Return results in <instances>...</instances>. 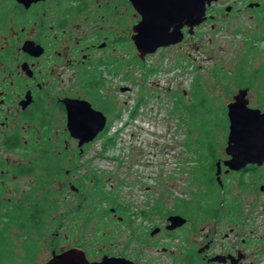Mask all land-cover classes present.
<instances>
[{"label":"rangeland","instance_id":"374dc122","mask_svg":"<svg viewBox=\"0 0 264 264\" xmlns=\"http://www.w3.org/2000/svg\"><path fill=\"white\" fill-rule=\"evenodd\" d=\"M220 18L201 22L184 42L149 57L153 71L148 75L144 65L134 60L131 90L117 92L118 102L127 103L121 104L117 124L109 129L116 134L113 147L104 151L102 138L87 146L85 163L77 172L84 176V189L79 194L54 192L44 225L20 230L2 220L4 227L9 225L0 264H46L53 246L81 247L91 259L105 252L126 256L135 264H177L173 258L180 261L179 249L201 243L206 234L205 239L214 240V249L234 243L248 255L245 264H264L260 263L264 242L258 239L264 233V193L258 190L257 179L242 175L243 186L237 175L225 174L226 189H222L216 181L207 185L197 173L203 124L210 123L216 154L225 156L226 104L243 84L254 107L264 85V68L257 76L254 72L264 61V50L246 52L248 40L244 38V45L236 41L242 35L226 44ZM249 26L254 32V23L245 20L244 28ZM193 91L205 96L212 112L200 111L194 120L178 108L182 122L175 113V99L180 96L188 104ZM25 184L28 180L20 181L21 188ZM117 203L126 205L124 214L110 212ZM215 203L219 209L211 212ZM231 203L241 204L239 211L231 209ZM173 212L184 214L187 222L168 237L164 225ZM156 226L161 229L151 236Z\"/></svg>","mask_w":264,"mask_h":264},{"label":"flooded vegetation","instance_id":"af4514ba","mask_svg":"<svg viewBox=\"0 0 264 264\" xmlns=\"http://www.w3.org/2000/svg\"><path fill=\"white\" fill-rule=\"evenodd\" d=\"M205 15L203 22L221 17L226 44L234 43V36L242 35L243 39L236 41L244 45V38L248 40L246 52L263 53L264 0H216L207 6ZM247 15L249 18L245 19ZM140 19L132 0H0V255L6 246L3 236L10 223L24 230L20 222L30 220L37 207L42 226L51 215L48 209L54 192L79 194L84 189V176L77 172L85 163V150L101 138L102 145L115 141L116 134L109 129L117 124L114 123L121 104L125 107L127 103L125 100L118 102L117 92L131 90L134 60L144 65L148 75L153 69L149 57L179 45L187 34L195 33L194 28L190 31L185 25L181 29L183 38L180 42L158 47L139 57L133 36ZM245 20L254 23V32L250 26L244 28ZM259 68H264V61L254 69L255 76L260 73ZM242 77L240 82L244 80ZM127 81H130L129 86ZM239 90H245L244 98L251 107L247 86L242 84ZM233 96L226 104L228 125L227 105L233 101ZM255 98L251 108L264 112V85ZM89 107L100 114H95ZM84 119L90 128L104 119L102 129L88 142H82L84 131L79 130ZM73 126L77 133H72L70 128ZM229 158L226 152L223 157L217 155L213 173L217 186L226 189L222 178L225 174H234L237 178L251 174L259 182L258 190L264 193V159L260 164L248 163L232 170L224 164ZM21 180H28L29 184L21 188ZM238 183L244 186L241 178ZM118 205L110 207V212L115 214ZM240 205L231 203L228 206L238 209ZM171 215L185 217L177 212L167 215L164 235L168 237L187 222L186 219L182 226L166 229ZM4 219L9 222L5 227ZM154 229L160 231L161 228L153 227L151 236ZM223 236L226 239L228 234ZM205 238L199 244L193 242L189 248H180V261L173 258V262L245 264L248 255L242 249L234 248V243L216 250L214 240ZM258 239L264 242V233ZM68 248L57 250L53 246L49 259L53 253ZM83 250L89 261L100 260L103 255L126 257L104 252L99 259H91L87 250Z\"/></svg>","mask_w":264,"mask_h":264},{"label":"water","instance_id":"95a60500","mask_svg":"<svg viewBox=\"0 0 264 264\" xmlns=\"http://www.w3.org/2000/svg\"><path fill=\"white\" fill-rule=\"evenodd\" d=\"M216 0H132L141 19L134 27L133 41L139 57L154 52L158 47H166L180 42L183 38L182 27L190 31L206 19V8ZM245 90H239L233 101L227 105L228 135L224 151L230 158L224 161L228 169L237 170L248 163L260 164L264 159V112L251 108L244 98ZM89 106V105H88ZM90 108V107H89ZM95 114H100L90 108ZM72 113V112H71ZM75 112H73L74 114ZM84 119L79 127L84 131L88 142L102 129L104 119L90 128ZM89 123V122H88ZM77 133L75 126L70 128ZM82 136V137H83ZM219 165V163H218ZM219 173V166L216 174ZM218 181L219 176H217ZM166 229L182 226L186 218L181 215L168 217ZM154 229L151 233L158 231ZM46 264H135L120 256L103 255L100 260L89 261L81 248L71 247L60 253H53Z\"/></svg>","mask_w":264,"mask_h":264},{"label":"trees","instance_id":"16d2710c","mask_svg":"<svg viewBox=\"0 0 264 264\" xmlns=\"http://www.w3.org/2000/svg\"><path fill=\"white\" fill-rule=\"evenodd\" d=\"M193 85H196L197 87L196 82L193 83ZM193 94L194 95H192L193 97L191 98L192 101L194 97H197V100H195V102L193 103L191 101L190 103L186 104L185 102L182 101L180 96L178 99H175L174 108L176 110L175 113L177 115L179 114L178 108L184 109L187 116L190 119H194V120H196V116L200 113V111H205V112L211 111L212 112L211 109L213 108L212 106L206 104L205 96H203L202 94H198L196 91H193ZM178 119L179 120L181 119L182 122L184 121V119L180 115H178ZM209 124H210L209 122H205L203 124L202 132L200 134L201 140L199 141V143L202 146L201 147L202 150L199 154L200 156H202V158L200 157L202 161H201V166L198 167L197 173H199V175L202 176L203 180L205 181V183H207V185H212L215 182V177L213 176V173L215 170V161L217 159V154H216V149L214 146V143H215V141L213 140L214 137L212 134H210ZM114 143L115 141L112 142L111 140L105 142L104 145L102 146L104 151L113 147ZM198 160H199V157H198ZM96 181L98 182V180ZM212 208H213V211H216L217 209H219L217 203L212 204ZM38 211L39 209L36 207L34 209L33 215L31 216L30 220H23L20 222V226L22 229L28 226H33V227L40 226V217L38 216ZM117 211H121V212L127 211L126 205L119 204L117 206Z\"/></svg>","mask_w":264,"mask_h":264}]
</instances>
